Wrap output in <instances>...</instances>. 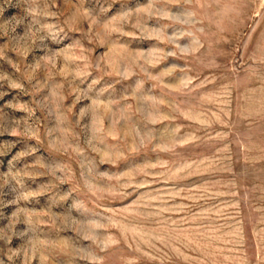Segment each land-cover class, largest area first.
Returning a JSON list of instances; mask_svg holds the SVG:
<instances>
[{"label": "rangeland", "instance_id": "1", "mask_svg": "<svg viewBox=\"0 0 264 264\" xmlns=\"http://www.w3.org/2000/svg\"><path fill=\"white\" fill-rule=\"evenodd\" d=\"M0 264H264V0H0Z\"/></svg>", "mask_w": 264, "mask_h": 264}]
</instances>
